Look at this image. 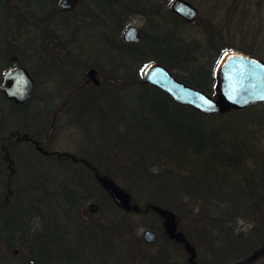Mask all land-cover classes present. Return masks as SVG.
<instances>
[{
	"label": "trees",
	"instance_id": "1",
	"mask_svg": "<svg viewBox=\"0 0 264 264\" xmlns=\"http://www.w3.org/2000/svg\"><path fill=\"white\" fill-rule=\"evenodd\" d=\"M58 3L59 0H0V82L4 78L5 71L13 64L10 59L11 54H17V62L25 66L26 61L22 57L26 55L27 50H30L34 56L33 59L41 60L47 65L48 61H52L49 58V53L52 49H57L63 54L60 58L61 64H63V60L68 63V57L75 56L78 52H84L87 55L85 60H75L81 70L78 86L80 84L83 86L77 93L88 88L91 98L97 100L101 98V92L110 89L119 99L128 95L131 90L139 88L141 91L135 94L139 102L143 103L148 99L151 106L160 105L157 111L152 109L156 114L150 112L149 109L146 111L147 114L156 117L155 121L160 123L159 125L153 123L157 139L165 140L163 142L168 143L166 146L173 147L175 150L158 149L159 151L152 154L130 150L128 153L116 152L105 143L104 138V140L102 138L96 140L92 137V146H95L98 151L90 148L88 152H82L79 163L92 173L95 180L101 174L120 180L138 200L136 202L131 195L133 202L140 206L139 212L147 213L161 220H164L161 210L177 212L181 217L188 218L197 209L203 212L205 208L208 212L213 211L216 216L215 212H218L217 209L220 207V218L212 221L211 228L216 230V241L221 244V247L213 249V255L204 260L197 256V261L200 264H254L256 260L264 258V228L256 227L251 235L246 236L243 232L236 231L235 227L231 225L232 218H237V216L257 219L253 214L254 208L263 211L261 202L264 198V175L260 177L259 170L264 173V168L262 169L256 160L254 161L257 166L251 165V158H253V149L251 148L254 147L252 141L244 137L238 146L227 145L224 135L220 134L217 128L213 127L210 134L202 128L200 118L224 117L228 113L211 116L202 114L190 105L175 102L169 94L148 84L140 75L141 69L148 59L150 60L147 44L151 43L154 46L150 52L155 55L152 60L163 63L171 69L185 68L184 66L193 61L195 57L206 53V47H197L181 34L182 25H185L186 22L168 7L164 8L165 11L162 10L163 5L157 0H80L77 6L70 10H59ZM88 8L90 14L86 12ZM131 10L132 12H141L148 18L147 27L149 30L142 32L143 37L140 43L128 42L123 38ZM83 16L91 18L85 24H93L94 32L99 33L95 36L96 40H99L98 37L101 34L104 35V39H101H103L102 45L104 44L106 49L100 53L101 56L96 57V60L90 58L92 52L90 53L89 48H80L81 45L77 38V29L84 23ZM210 26L216 27L214 24H210ZM209 35V43L215 45V35L213 32H210ZM223 50L221 49L220 53ZM91 67L98 71L99 84L93 82L92 85L89 84L91 87H87V84H84L82 80L84 78L85 83L88 82L87 75ZM136 67L138 68L136 69ZM175 74L188 84L211 93L214 92L213 70L209 71L206 67H201L193 70L189 76H182L178 72ZM0 100L2 103L8 104L3 106L4 109L0 112V135H5L0 139L1 165L4 158L1 149H4L5 158L9 159L11 149L14 151L22 141L29 143L27 139L25 140L28 134L18 123V112L21 114L26 112V105H29L30 102L28 100L29 103L15 105L6 98L1 89ZM171 103L178 107L176 113L172 111ZM87 107L89 123L84 129L88 131V134H91L97 128L96 122L99 123L101 120L99 115L102 113L100 114L98 111H103V103L100 100L97 103L98 111H94L92 114H90V105ZM246 112L238 110L229 114H234V117L241 119ZM69 113L73 117L72 106ZM77 119L75 122L79 124L80 119H78L79 121ZM94 120L96 121L94 122ZM137 134L138 132L132 134L134 141L137 140ZM212 137H214L213 140ZM10 146L12 147L9 148ZM211 146H220L227 150L226 152L230 153L232 158L228 160L220 158L216 166L210 164L208 157L211 154H207V152L210 151ZM130 152L133 155H129ZM149 160L152 162L150 163ZM163 160L165 161L161 162ZM13 163L12 159L9 160V165L13 166ZM227 168L235 170L229 172ZM0 177L2 176L0 175ZM13 180L10 171L8 183ZM27 180L29 179L27 178ZM258 180H262V182ZM95 182L97 183L98 180L94 181V184ZM97 185L119 209L110 194L100 184ZM29 187L36 192L44 191V183L35 186L29 185ZM58 190L65 203L64 212L67 223L60 221L58 214L46 216L39 208L40 214L47 221L46 228L42 232L34 234L29 232L26 227V216L32 210L21 213V215L17 213L15 215L17 223L12 225V229L5 228L4 231L0 224V237L5 240L7 250L15 244H20L29 250L28 258L24 259L25 264H31L33 261L50 264L51 260L62 262L61 248L69 251L73 249L74 242L77 241V238L75 240L74 238L77 236L76 226H79V219L82 218L80 205L86 201L90 192L86 185L68 187L66 190L65 187L56 183L48 186V194L52 192V195H55ZM258 192H262V194L258 195ZM12 193L14 194V192H9V196ZM28 193L25 191L24 194ZM101 202L103 203V201ZM125 213L129 215L136 212L125 211ZM209 213L211 214V212ZM262 215L264 219V212ZM207 216L209 215H205L202 219H206ZM113 218H119V216ZM110 222L108 227L107 224L101 225V233L96 231V225L93 229L95 233L90 232L89 227L81 232V237L78 239L80 243H77V246L79 244L81 247L87 246L91 240L97 244H109V249H106L108 250L107 254L99 256L98 253H94L98 255L93 254L92 258L86 260L84 264H91L89 261L92 260H94L92 264H111L112 254L117 253V248L123 247L126 243L132 250L138 248L139 242L135 243L132 239H127L119 233L118 227H126L121 219H113ZM207 222L199 223V235L203 237L206 247L215 242L211 238L214 232L210 230V222ZM65 224L69 229L64 227ZM109 229H113L114 235ZM185 229L182 232L192 244L193 236L191 238L189 229ZM68 230L70 231L68 232ZM71 235L72 240L70 239ZM24 237L25 239H23ZM137 241H140V244L143 243L141 238ZM159 241H161V246L152 254L141 251V256L145 259L146 264H193L184 243L172 239L164 226ZM174 244L181 246L184 250L187 257L185 260L181 261L173 254ZM4 256L12 261L5 264H18L16 259L11 258L8 254Z\"/></svg>",
	"mask_w": 264,
	"mask_h": 264
},
{
	"label": "rangeland",
	"instance_id": "2",
	"mask_svg": "<svg viewBox=\"0 0 264 264\" xmlns=\"http://www.w3.org/2000/svg\"><path fill=\"white\" fill-rule=\"evenodd\" d=\"M157 1L162 3V10H164L166 7L170 9V4L173 0ZM189 1L198 8L199 13L194 22L189 23L185 21V25H182L183 27L181 28V34L185 39L189 40L197 47H206L205 50L207 51L203 53V55H199L197 58L195 57L193 61H190L184 66L185 68L172 69L174 73L178 72L182 76H189L193 70L200 69L201 67H206L209 71L213 70L215 72L220 56L224 51L229 49L240 50L264 59V0ZM86 12L89 14L91 13L89 8ZM83 14L85 15V13ZM94 19L96 18L94 17ZM147 19L148 18L143 13L132 12L131 10L128 15L127 26L135 25L142 32L145 30L148 31ZM28 20L30 21V19ZM90 20L91 18L88 16H83L84 23L77 29L76 34L81 45L80 48H89L92 54L91 57H88L92 60H96V57L101 56L100 53L106 48L104 44L102 45L104 35L101 34L98 37L99 40H96L95 36L99 33L94 32L95 27L92 26L93 24H85L86 21L89 22ZM210 24H214L216 27L213 28ZM210 32H213L216 37L215 45L209 43ZM146 47L149 48L147 52L149 53L148 56L150 60L148 59L144 66L151 63L153 61L152 58H155V55L150 53L151 48L153 49L154 46L150 43L147 44ZM221 49L224 50L220 53ZM46 53H48V51H46ZM49 54V58H51L52 61H48L49 63L47 62V65L46 63H42L41 60L37 61L33 59L34 56L30 50H27L26 55L22 57L26 61L25 66L30 70L33 76L35 86L32 96L29 99L30 103L27 102L29 105H26V112L22 114L18 112V123L24 128L25 133L28 134L27 136L33 137V140L38 141L39 145L41 144L46 150H49L52 156L45 157L36 154L35 151H33L34 143H27L26 141L19 143V146L15 145L17 147L14 151L12 149V151L10 150L9 159L5 158L4 149H1L4 157L0 165V175L2 176L0 177V224H2V229H12V225L17 223L15 216L17 213L21 215V213L32 210V212H29V215L27 214L26 216V227L28 231L34 234L44 231L47 221H45L40 214L41 211L39 208L42 209L46 216H48V214H58L60 221L68 222L66 221L67 218L64 212L66 209L65 203L59 190L57 194L52 195V192L48 194L46 189L42 192H36V190L31 189L29 185L35 186L44 183V186L47 187L56 183L58 185L60 184L63 188L65 187V190L68 187L86 185L90 193H88L89 197L86 201L80 205L82 218L79 219V226H76L77 236L74 238V240L77 238V241L76 243L74 242L73 247L71 245L73 249L69 251L61 248V260L63 263L57 260H51L50 264H84L86 260L88 261L92 258L94 253H98L99 256L107 254L108 250L106 249H109V244L107 243L97 244L95 241L91 240L87 246L83 247H81L80 244L77 246V243H80L78 239L81 237V232L86 228L89 227V231L95 233L93 229L96 225V231L101 233V225L107 224L108 227L109 224H111L110 221H113V219H121V221L126 224V227H118L119 233L127 239H132L135 243L139 242V245L138 248L133 250L130 249L127 243L124 244L123 247L117 248V253L114 252L112 254L113 259L111 264H146L145 259L141 256V251L152 254L161 246V241H157L158 243L154 245L147 244L143 240V231L146 228H153L161 234L164 226L163 220L148 215L147 213L136 212L128 215L122 208L119 207V210L114 206L109 197L105 195V192L97 185L99 183L95 182L94 184V181L97 180L94 179L92 173L89 172L83 164L79 163V159L82 157V152H88L90 148L92 150H97L95 146H92V137L96 140L98 138H104L105 140H103L105 143L116 152L121 151L128 153L130 150L132 152L143 151L145 154H152L160 149L175 150L173 147L166 146L168 143L163 142L165 140L157 139L156 129L154 130L153 128L154 124L159 125L160 123L155 121L157 120L156 117L146 113L149 109L150 112L156 114L153 110L157 111L160 105L154 104L151 106L148 99L143 103L139 102V99L135 97V94L141 91H139V88L131 90L128 95L120 97L119 99L110 89L101 92L102 96L97 100L91 98V92L88 88L84 87L85 89L81 93H77L83 86L82 84L78 86L81 70L75 60H85L87 55H85L84 52H78L77 55H70L68 57V63L66 60H63V64H61L60 58H62L63 55L62 51L52 49ZM59 64L61 65L59 66ZM137 68L138 67H136V69ZM142 71L143 68L140 71V75L143 78ZM87 76L88 82L85 83L86 81L84 78L82 82L87 84V87H91L90 85L93 84L94 80L90 78L89 74ZM2 82L3 80L0 84ZM100 100L103 103V111H98L99 108L97 107V103L100 102ZM5 105L7 106L8 104L2 103L0 100V112L4 109L3 106ZM89 105L90 114L94 111H98L100 114L102 113L99 115L101 120H99V123L96 122L97 128H95L94 132L91 134H88V131L84 129L89 123L87 116V106ZM71 106L73 117L69 113ZM171 108L172 111L176 113L178 107L172 104ZM242 110L247 112L243 114L241 119L234 117V114H229L238 110H230L224 113H228L227 115H230L228 117L225 115L224 117L212 116L206 119L200 118L202 120L201 127L209 134L213 130V127L217 128L219 133L224 135L223 137L226 139L227 145L231 144L238 146L240 140L244 137L251 140L254 145V147L251 148L253 149L251 165L256 167L257 163L254 161L256 160L263 169L264 102L247 106L241 109V111ZM76 118L80 119V121L77 119V121L80 122L79 124L75 122ZM95 121L96 120H94V122ZM227 130H230V132ZM134 132H138L136 141L132 138ZM0 136L1 139L5 135L1 134ZM211 139L213 140L214 137ZM14 141H12V143H15ZM11 147L12 146L9 148ZM209 150L207 154L211 155L208 159L210 160V164L212 163L215 166L220 158H225L226 160L232 158L229 155L230 153H227V150L222 149L220 146H211ZM130 154L133 155L131 152L129 155ZM11 159L14 162L13 166L9 165V160ZM164 161L165 160L161 162ZM151 162L152 160L150 163ZM234 170L235 169L232 168L228 169L229 172H234ZM10 171L14 180L8 183ZM259 171L260 177H262L264 173L262 170ZM27 178L29 180H27ZM113 179H115L121 187L131 192L120 180L116 178ZM258 181L262 182V180ZM20 190H22V192L19 193ZM25 191L29 193L24 194ZM9 192H14V194L12 193L9 196ZM257 194L261 195L262 192H258ZM134 200L136 202L138 201L135 197ZM101 201H103L104 204ZM91 202L99 204V208L96 211L90 210L89 204ZM261 208L263 211H258L255 208L253 209V214H255L257 219L237 216V218H232L231 225L235 227L236 231H241L246 236L251 235V232L256 227L264 228V219L262 218V212H264V198H262ZM219 210L220 207L217 209L218 212H215L216 216H214V212L211 210L209 211L211 212L210 214L206 208L203 212L197 209V211H191L193 215L188 216V218L181 217L175 212V215L178 217V230L183 231L185 228L189 229L190 236L191 238L193 236L194 239L192 240V244L194 243L193 245L195 246L197 255L201 260L211 257L213 255V249H220L221 247V244L216 241V230H212L211 228L212 221H215L216 218H220L219 215L221 211ZM36 211L38 212L37 214ZM205 215L209 216L205 217L206 219H202ZM116 216H119V218H113ZM203 221L205 223L207 221V223L210 222V230L214 232L211 238L215 242L207 247L203 237L199 235V223L201 224ZM64 227L69 229L67 224H65ZM69 231L70 230H68V232ZM109 231H112L113 234V229H109ZM140 238L143 241L142 244H140V241H137ZM23 239H25V237ZM70 239H73L72 235ZM105 250L106 253L104 252ZM2 253H4V255L8 254L11 258L16 259L18 264H25L24 259L28 258L29 250L23 248L20 244H15L7 250L5 240L0 237V262L1 264H5L6 262L11 263L12 261L2 255ZM173 254L181 261L187 258L184 250L177 244L173 245ZM216 257L219 256L216 255ZM92 261L89 262L92 264ZM254 264H264V258L256 260Z\"/></svg>",
	"mask_w": 264,
	"mask_h": 264
},
{
	"label": "water",
	"instance_id": "3",
	"mask_svg": "<svg viewBox=\"0 0 264 264\" xmlns=\"http://www.w3.org/2000/svg\"><path fill=\"white\" fill-rule=\"evenodd\" d=\"M78 4V0H60L58 8L71 9ZM171 10L183 19L193 22L198 16V8L189 0H174ZM126 41L138 43L142 40L140 29L135 25H129L123 33ZM10 59L17 61V54H11ZM97 69L91 67L88 71L90 78L99 84ZM216 92L212 97L208 92L180 80L170 68L159 62H152L143 69L145 82L168 93L171 98L182 104L195 107L199 112L225 113L230 110L245 108L249 105L264 102V60L245 54L243 52L228 50L216 68ZM34 79L30 70L23 64H15L6 70L0 89L6 98L14 103H24L32 95ZM100 185L105 188L116 204L125 210L138 211L137 203H132V197L128 190L121 187L112 177L98 175ZM91 211H96L99 204L91 202ZM165 218L164 226L170 237L176 241L185 243L186 250L191 254L190 260L195 253L192 244L185 238L182 231L178 230V217L164 210L160 211ZM146 242L152 243L158 240L159 233L146 228L143 232ZM193 261V260H192ZM194 263H197L194 261ZM32 264H40L33 262Z\"/></svg>",
	"mask_w": 264,
	"mask_h": 264
},
{
	"label": "flooded vegetation",
	"instance_id": "4",
	"mask_svg": "<svg viewBox=\"0 0 264 264\" xmlns=\"http://www.w3.org/2000/svg\"><path fill=\"white\" fill-rule=\"evenodd\" d=\"M25 103H27V101L26 102H24V103H14L15 105H17V104H25ZM27 139V141L29 142V143H34V151L36 152V154H40V155H43V156H45V157H48V156H52V153H50V151L49 150H46L41 144L39 145L38 144V141H35V140H33L31 137H26L25 138V140ZM194 253H195V255H194V257H193V261H192V263L193 264H200L198 261H197V251H196V249H194ZM194 261H196L197 263H194Z\"/></svg>",
	"mask_w": 264,
	"mask_h": 264
},
{
	"label": "bare ground",
	"instance_id": "5",
	"mask_svg": "<svg viewBox=\"0 0 264 264\" xmlns=\"http://www.w3.org/2000/svg\"><path fill=\"white\" fill-rule=\"evenodd\" d=\"M59 1H60V0H59ZM79 2H80V0H78V3H79ZM58 6H59V3H58ZM76 6H77V5H76ZM76 6H75V7H76ZM75 7H74V8H75ZM58 9H59V8H58ZM71 9H73V8H71ZM59 10H60V9H59ZM62 10H70V9H62ZM47 187H48V186H47ZM47 187L44 186V189H46V191H48ZM0 221H1V220H0ZM33 262H35V261H33ZM33 262H32V263H33ZM32 263H31V264H32Z\"/></svg>",
	"mask_w": 264,
	"mask_h": 264
}]
</instances>
